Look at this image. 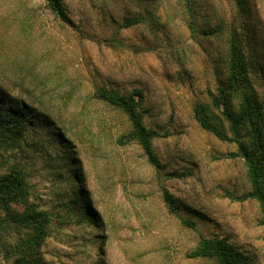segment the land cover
Instances as JSON below:
<instances>
[{"label": "rangeland", "instance_id": "374dc122", "mask_svg": "<svg viewBox=\"0 0 264 264\" xmlns=\"http://www.w3.org/2000/svg\"><path fill=\"white\" fill-rule=\"evenodd\" d=\"M63 1L74 26L48 0H0V85L53 120L49 127L37 119L19 146L0 148V175L22 166L30 201L55 213L41 257L47 264H217L188 253L201 237L219 236L264 264L263 215L257 200L242 198L251 185L233 154L237 145L202 128L194 114L224 76L231 29L264 101V0H192L190 11L185 0ZM99 87L142 90L144 123L166 132L153 141L158 165L137 141H118L131 122L95 96ZM75 168L97 224L68 212ZM165 192L180 204L177 214ZM188 217L196 227L181 220ZM5 223L0 264H17L11 248L19 234Z\"/></svg>", "mask_w": 264, "mask_h": 264}, {"label": "trees", "instance_id": "16d2710c", "mask_svg": "<svg viewBox=\"0 0 264 264\" xmlns=\"http://www.w3.org/2000/svg\"><path fill=\"white\" fill-rule=\"evenodd\" d=\"M191 1L185 0L189 11ZM48 3L63 22L74 26L75 23L68 15L63 0H48ZM138 22L137 18L130 19L124 26ZM189 26L192 32L196 30L194 20L189 19ZM223 26L221 23L220 27ZM223 63L224 76L217 85L215 94L210 101L196 103L195 118L202 128L218 139L237 145V151L233 154L243 159L251 185V189L242 198L258 201L264 224V101L253 86L250 63L242 47L239 33L234 29L228 32V49ZM95 96L127 114L131 129L120 135L118 141L122 144L137 141L150 162L158 165L159 160L154 151L153 141L157 137H163L166 132L164 134L144 123L141 112L144 101L142 90L135 89L128 94H121L112 89L99 87ZM37 119L53 127V120L49 115L40 111L37 113L25 100L10 98L0 85V148L19 146L25 138L26 130L35 124ZM55 137L65 142L64 145L70 142L63 131H55ZM78 169L75 168L69 173L74 187L73 200L67 205L68 212L76 214L83 221L97 224V212L81 183L82 177ZM30 194L26 173L19 164H13L7 172L0 175V217L4 213L1 221L16 228L19 234L18 242L11 248L17 255V264H47L41 257L40 246L51 231L50 226L54 222L55 213L42 209L37 203L30 201ZM165 199L169 211L177 214L180 204L173 195L165 192ZM17 205L21 209L13 207ZM181 220L191 227H196V221L190 217ZM188 256L213 258L217 264H252L244 251L228 238L219 236L201 237Z\"/></svg>", "mask_w": 264, "mask_h": 264}]
</instances>
